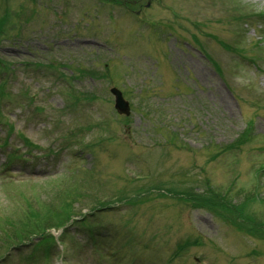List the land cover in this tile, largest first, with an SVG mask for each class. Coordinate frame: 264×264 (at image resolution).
<instances>
[{
  "label": "rangeland",
  "instance_id": "1",
  "mask_svg": "<svg viewBox=\"0 0 264 264\" xmlns=\"http://www.w3.org/2000/svg\"><path fill=\"white\" fill-rule=\"evenodd\" d=\"M164 1L136 18L102 0H0V58L16 69L0 90V145L8 143L0 163L7 153L29 158V148L38 156L0 172V264H114L112 256L123 264H264V110L256 111L264 108V25L239 19L264 12V0ZM221 41L239 46L238 57ZM112 87L130 103L127 121L113 114ZM170 132L176 141L165 145ZM50 149L56 159L40 158ZM81 165L95 171L89 182L74 177ZM150 170L154 178L137 188L189 178L210 188L148 190L113 209ZM93 204L95 222L81 218L84 228L70 230L80 242L62 237V262L42 254L51 240L9 250L89 216ZM98 221L117 239L103 243L104 257L87 239Z\"/></svg>",
  "mask_w": 264,
  "mask_h": 264
},
{
  "label": "bare ground",
  "instance_id": "2",
  "mask_svg": "<svg viewBox=\"0 0 264 264\" xmlns=\"http://www.w3.org/2000/svg\"><path fill=\"white\" fill-rule=\"evenodd\" d=\"M215 93L220 97L219 100L221 102L220 103L221 108L228 113H233L232 112L233 106L231 102L227 99V97L222 93V91L217 89Z\"/></svg>",
  "mask_w": 264,
  "mask_h": 264
},
{
  "label": "water",
  "instance_id": "3",
  "mask_svg": "<svg viewBox=\"0 0 264 264\" xmlns=\"http://www.w3.org/2000/svg\"><path fill=\"white\" fill-rule=\"evenodd\" d=\"M117 100H119V102L122 104V107L124 108V109H126V104L125 103H123L122 101H121V99H120V95L119 94H117ZM120 104H117V108L118 109H120V106H119ZM123 112H125V111H123Z\"/></svg>",
  "mask_w": 264,
  "mask_h": 264
}]
</instances>
